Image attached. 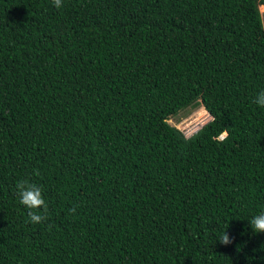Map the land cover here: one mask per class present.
<instances>
[{
    "label": "trees",
    "instance_id": "16d2710c",
    "mask_svg": "<svg viewBox=\"0 0 264 264\" xmlns=\"http://www.w3.org/2000/svg\"><path fill=\"white\" fill-rule=\"evenodd\" d=\"M260 6L0 0V264H264Z\"/></svg>",
    "mask_w": 264,
    "mask_h": 264
},
{
    "label": "clouds",
    "instance_id": "9594fccd",
    "mask_svg": "<svg viewBox=\"0 0 264 264\" xmlns=\"http://www.w3.org/2000/svg\"><path fill=\"white\" fill-rule=\"evenodd\" d=\"M52 3L58 9L62 7V0H52ZM254 102L259 107H264V90L258 93ZM227 135L228 133L225 129L222 136L226 139ZM34 174L39 175V172L36 171ZM15 194L19 198V204L28 210V222L39 224L47 219L48 207L42 196V189L39 186L31 183L29 180H18L15 185ZM249 225L252 228L253 233H264V212L254 216L249 221ZM219 242L223 245L231 243L226 231L223 232Z\"/></svg>",
    "mask_w": 264,
    "mask_h": 264
},
{
    "label": "rangeland",
    "instance_id": "374dc122",
    "mask_svg": "<svg viewBox=\"0 0 264 264\" xmlns=\"http://www.w3.org/2000/svg\"><path fill=\"white\" fill-rule=\"evenodd\" d=\"M259 11L264 21V6H260ZM210 120L208 113L198 105L180 111L176 116L171 117L168 123L182 131L186 137H190Z\"/></svg>",
    "mask_w": 264,
    "mask_h": 264
},
{
    "label": "water",
    "instance_id": "95a60500",
    "mask_svg": "<svg viewBox=\"0 0 264 264\" xmlns=\"http://www.w3.org/2000/svg\"><path fill=\"white\" fill-rule=\"evenodd\" d=\"M209 115V114H208ZM210 116V115H209ZM212 119V118H211Z\"/></svg>",
    "mask_w": 264,
    "mask_h": 264
}]
</instances>
